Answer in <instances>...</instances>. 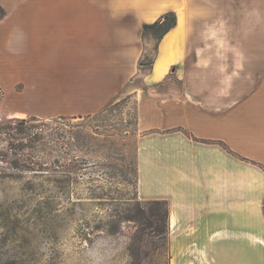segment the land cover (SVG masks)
I'll use <instances>...</instances> for the list:
<instances>
[{
	"label": "crops",
	"instance_id": "0c3cea01",
	"mask_svg": "<svg viewBox=\"0 0 264 264\" xmlns=\"http://www.w3.org/2000/svg\"><path fill=\"white\" fill-rule=\"evenodd\" d=\"M217 1L218 27H251L264 15L261 0L239 10L237 0ZM14 9L19 17L0 23V75L21 81L28 114H95L141 78L129 91L137 191L169 203L170 264H264V79L203 63L204 9L194 0H35ZM172 11L177 23L146 68L143 26Z\"/></svg>",
	"mask_w": 264,
	"mask_h": 264
},
{
	"label": "rangeland",
	"instance_id": "374dc122",
	"mask_svg": "<svg viewBox=\"0 0 264 264\" xmlns=\"http://www.w3.org/2000/svg\"><path fill=\"white\" fill-rule=\"evenodd\" d=\"M22 3L35 0H0V23ZM216 3L194 0L204 9L203 63L264 79V15L258 26L218 27ZM159 33L144 40L146 68ZM134 86L141 78L95 114L40 117L22 105L21 81L0 75V264H170L167 226L152 214L166 204L138 196Z\"/></svg>",
	"mask_w": 264,
	"mask_h": 264
},
{
	"label": "trees",
	"instance_id": "16d2710c",
	"mask_svg": "<svg viewBox=\"0 0 264 264\" xmlns=\"http://www.w3.org/2000/svg\"><path fill=\"white\" fill-rule=\"evenodd\" d=\"M177 23V16L175 12H168L164 16H162L161 19H158L152 23H146L143 26L142 30V37L145 40L146 37L150 34L152 29H156L157 31H160L158 43L163 38V36L169 32ZM158 48V46H157ZM154 62V59L151 61V64ZM150 201V200H149ZM151 201H154L157 205L158 204H166L165 207H154L152 209V214L155 218V221L157 223L163 224L164 226L169 225V203L165 199H153Z\"/></svg>",
	"mask_w": 264,
	"mask_h": 264
}]
</instances>
